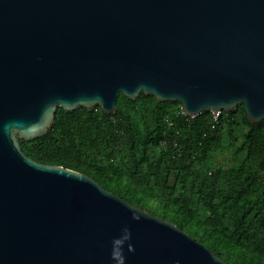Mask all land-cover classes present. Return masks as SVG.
Segmentation results:
<instances>
[{
    "label": "water",
    "instance_id": "obj_1",
    "mask_svg": "<svg viewBox=\"0 0 264 264\" xmlns=\"http://www.w3.org/2000/svg\"><path fill=\"white\" fill-rule=\"evenodd\" d=\"M264 118V0H0V264H228L89 176L27 157L119 94Z\"/></svg>",
    "mask_w": 264,
    "mask_h": 264
},
{
    "label": "trees",
    "instance_id": "obj_2",
    "mask_svg": "<svg viewBox=\"0 0 264 264\" xmlns=\"http://www.w3.org/2000/svg\"><path fill=\"white\" fill-rule=\"evenodd\" d=\"M18 142L32 160L89 176L228 264H264V118L250 124L241 105L189 117L177 101L119 94L115 113L58 108L45 135ZM228 150L225 165H209Z\"/></svg>",
    "mask_w": 264,
    "mask_h": 264
},
{
    "label": "rangeland",
    "instance_id": "obj_3",
    "mask_svg": "<svg viewBox=\"0 0 264 264\" xmlns=\"http://www.w3.org/2000/svg\"><path fill=\"white\" fill-rule=\"evenodd\" d=\"M235 138L238 143L242 139V136L239 134L238 129H236ZM230 158H231V150H228V152H224V153H215L212 155V157H210L209 165L212 163L225 165L230 160Z\"/></svg>",
    "mask_w": 264,
    "mask_h": 264
},
{
    "label": "built area",
    "instance_id": "obj_4",
    "mask_svg": "<svg viewBox=\"0 0 264 264\" xmlns=\"http://www.w3.org/2000/svg\"><path fill=\"white\" fill-rule=\"evenodd\" d=\"M220 112L213 114L215 118L219 115Z\"/></svg>",
    "mask_w": 264,
    "mask_h": 264
}]
</instances>
